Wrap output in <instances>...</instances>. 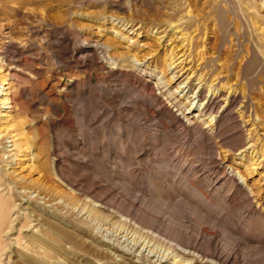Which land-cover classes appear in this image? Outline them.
I'll return each instance as SVG.
<instances>
[{
    "label": "rangeland",
    "instance_id": "rangeland-1",
    "mask_svg": "<svg viewBox=\"0 0 264 264\" xmlns=\"http://www.w3.org/2000/svg\"><path fill=\"white\" fill-rule=\"evenodd\" d=\"M7 93L0 264L264 259V0H0Z\"/></svg>",
    "mask_w": 264,
    "mask_h": 264
},
{
    "label": "bare ground",
    "instance_id": "bare-ground-1",
    "mask_svg": "<svg viewBox=\"0 0 264 264\" xmlns=\"http://www.w3.org/2000/svg\"><path fill=\"white\" fill-rule=\"evenodd\" d=\"M185 55L186 54H183V56H185ZM177 57H178V55H175L174 58H177ZM178 60H180V58L175 60L174 62H172L169 66H172ZM10 96L11 95L8 94V95H6L5 99H1L0 105L1 106L3 105V107H4V106L12 103ZM219 99L225 103V106L223 107V109H224L223 112L224 111H226V112L231 111L234 109L235 101L237 100L235 93H228L226 96H223V93H218V92L215 93L214 91H212L211 96L209 98H206L204 101V104L202 105L203 106L202 114L208 116L212 120L218 119L220 115H219V112H217L215 105L217 104V101ZM13 107L14 106L12 105V107L10 106L7 108L11 109L10 112H15ZM216 122H218V121H216ZM127 217H128V219H130V223H131L130 225L131 226H134V225L136 227H139V226L143 227L144 226V221L141 220V218L135 216L133 213H131V211H129V213L127 214ZM150 228H151L150 230L153 232L152 235L155 233V235L166 237L170 242H172L176 246H178V248H175L173 250L176 252V257H178V255L180 256L182 254L188 255L190 257V259H188L186 261L185 260L184 261H181V260L177 261L175 259L176 257H169L171 255H168L165 258V260L162 261L163 258L159 260L161 262L160 264H169L171 262V260H173V262H174L172 264H241L238 261V257L236 255H234L232 252L220 250L218 244L215 243L214 239H211L208 242V246L206 248H201V247H198V244H199L198 238L188 239V241H186L185 235H183L182 233L176 232V233H173L172 235H169L167 237L158 228H154V227H150ZM202 232H203V235H211L213 237L216 235L215 233H210L206 229H203ZM147 234H148L147 238L149 237L150 240H152L151 239L152 235L150 233H147ZM154 238H156V237H154ZM247 264H264V259H262L260 262L255 261V263L249 260L247 262Z\"/></svg>",
    "mask_w": 264,
    "mask_h": 264
}]
</instances>
